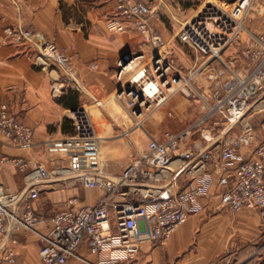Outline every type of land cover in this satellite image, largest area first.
Listing matches in <instances>:
<instances>
[{"label":"built area","instance_id":"2783aa9c","mask_svg":"<svg viewBox=\"0 0 264 264\" xmlns=\"http://www.w3.org/2000/svg\"><path fill=\"white\" fill-rule=\"evenodd\" d=\"M102 1L114 2L113 14L105 23L111 32L135 29L158 52L150 67L130 66V61L137 57L133 55L126 62L120 57L117 60L118 69L114 72L117 80L133 70L128 79L129 91L122 85L115 92L123 106L139 117L144 108L158 106L181 90L185 95L198 98L204 111L184 129L165 130L161 139L149 135L139 155L114 177L105 173L97 161L85 167L74 164L48 167L42 162L29 165L21 156H1L2 160L25 171L28 187L12 192L0 185V239L21 229L32 230L40 220L29 201L38 196L35 182L59 178L76 179L85 187L97 186L105 192L93 204L80 203L75 196L70 197L66 207L52 213L50 230L42 236L43 245L38 251L44 264H67L82 242L96 255L108 252L94 264H121L125 259L134 258L141 242L162 241L191 211L202 207L200 198L212 187V173L218 180L217 195L228 209L234 212L256 208L264 224V142L254 146L247 158L232 165L236 150L251 145L256 139L249 115L264 106V29L253 33L249 28L253 5L259 0H233L229 10L214 2L207 3L183 23L177 37L201 58L185 75L169 74L171 66L162 62L161 51L166 49L167 41L150 23L157 9L144 0ZM261 2L264 10V0ZM5 31L34 41L35 63L57 66L72 86L79 87L71 58L57 42L40 37L31 28L6 27ZM229 46L238 47L241 57L249 60L250 65L235 68L214 63ZM226 71L228 75L222 79ZM200 77L208 81V86L198 87ZM51 84V93L57 97L63 86L59 79ZM71 113L74 140L93 138L87 112L76 107ZM208 121L214 126H208ZM220 125L222 131L231 130L235 125L241 128L226 137H211V131ZM195 130L202 132V145L190 143V135ZM0 133L10 143L28 145L33 140L34 128L21 121L4 101L0 102ZM174 158L180 160L175 172H184L187 184L173 194L164 195V180L172 171ZM130 193L139 194L144 200L131 199ZM262 248L264 250V246ZM0 251L1 259L14 261V251L6 248L4 240L0 242Z\"/></svg>","mask_w":264,"mask_h":264},{"label":"crops","instance_id":"0c3cea01","mask_svg":"<svg viewBox=\"0 0 264 264\" xmlns=\"http://www.w3.org/2000/svg\"><path fill=\"white\" fill-rule=\"evenodd\" d=\"M144 1L157 9L150 23L152 29L167 40L170 48L177 33L172 20L183 24L207 3H227V0H199L193 5L185 3L176 7L171 0ZM113 7V1L102 0H0V102H7L21 121L34 128L33 140L28 145L10 143L0 133V185L9 191L16 192L28 186L25 171L2 160L3 155L21 156L29 165L42 162L48 167L73 164L85 167L90 159L95 158L92 150H85L82 143L74 140L71 110L94 104L111 106L117 99L115 63L124 51L142 39L140 32L132 29L111 32L107 28L105 23L113 14ZM180 14H184V18ZM6 27L31 28L40 37L57 42L71 58L79 87L72 86L57 66L36 64L35 42L7 34ZM249 28L258 33L263 26L251 23ZM229 53H232V61L215 63L235 68L250 65L249 60L241 57L238 47L229 46L222 57ZM227 75L228 71L221 78L225 79ZM57 79L63 86L62 97L51 93V83ZM185 101L173 96L168 105L180 112V108L186 106ZM260 111H264V106L249 117ZM223 122L226 128V121ZM254 130L256 139L251 145L236 150L232 165L247 158L254 146L264 142V117ZM210 135L214 138L212 133ZM162 136L163 132L156 138ZM202 142L193 143L202 145ZM144 146L138 143L134 147L120 142L109 150L114 155H132V159ZM179 165L180 160L174 158L162 194H173L187 184L185 173L175 172ZM212 180L207 195L200 198L202 207L199 210L191 211L188 218L162 241L141 242L136 256L121 261V264H264V224L259 211L243 208L232 212L217 195L219 188L215 173H212ZM35 186L38 196L29 201L40 220L32 230L21 229L0 239V242L4 240L6 248L14 251L15 258L13 262L3 260L0 251V264H44L38 251L43 245L42 236L50 230L52 213L66 207L70 197L75 196L80 203L93 204L105 192L104 188L85 187L69 178L37 180ZM129 197L144 200L139 194L130 193ZM107 254L105 251L96 255L89 251L86 242H82L67 264H94L98 257Z\"/></svg>","mask_w":264,"mask_h":264},{"label":"rangeland","instance_id":"374dc122","mask_svg":"<svg viewBox=\"0 0 264 264\" xmlns=\"http://www.w3.org/2000/svg\"><path fill=\"white\" fill-rule=\"evenodd\" d=\"M171 2L177 7L179 4L184 6L185 3L193 5L199 3V0H171ZM232 3L233 0H227L226 4L217 1V4L220 7H223L225 10H229L232 7ZM253 6L254 8L251 12L252 23L255 24V26H263L262 29H264V10H262L263 6L261 0L256 1ZM192 8L195 7L193 6ZM189 12H193V10H190ZM189 12H187L185 15H188ZM181 17L184 18V14L181 15ZM166 21L169 22L168 19H166ZM172 21L175 24L174 30H177L178 33L183 24H179L175 20ZM170 29H172V27ZM177 33L175 35L172 48H170L169 44L167 43L166 49L162 51L160 50L161 55L163 56L162 62L167 66H171L169 74L178 73L179 75H185L194 66V64L200 62L201 58H197L196 52L193 51L190 46L187 44L185 45L179 40ZM148 45L142 38L141 40H137L134 46L129 49L133 56L144 54L143 57H140L135 61L133 68H138L137 66L143 64L146 67H150L152 58H154L156 53L158 55V52H155L154 49H151V46L149 45V47ZM231 54H225L221 59H215L214 63L222 61L229 62L231 60ZM114 69H118L117 62L115 63ZM132 73L133 70L125 73L121 80H117L115 77L116 81L118 82L116 91L118 90L119 86H128L131 84L128 79ZM200 80L201 82H199L200 84H198V87L201 88L202 86H208V81L202 79V77H200ZM173 96H179L186 100V106L183 105V108H180V112H176L168 105ZM173 96L171 99L160 103L158 106H154L153 104L148 109L144 108V113L139 117L132 115L131 111L124 107L118 99H115V101L112 102V105L109 107H103L102 104H94L93 106H77L82 108L84 112H87V117L92 132L94 133L93 138L91 137L83 139L80 142L78 141L79 143L83 144L85 150L89 149L94 152L95 158L90 159L89 162L95 163V161H97V164L101 169L107 171L106 173L109 175L112 174L115 176L127 163L131 162L133 158L131 159L132 155L129 156L127 154H111L109 147L116 146L120 144V142L130 146L133 145L134 147L135 144L138 143L143 145L147 141L149 135L158 137L165 130L174 131L176 129H184L202 115L204 110L201 108L202 102L198 98L185 95L181 90L174 92ZM163 110L164 112H162ZM250 111L251 109L248 112ZM121 114L122 116H119ZM263 115L264 111H260L258 114L251 116L250 121L254 127L256 124L260 123V119L264 117ZM72 116L73 113H71V123L73 127ZM207 123H209L207 124L208 126H214L213 123H210L209 121ZM221 127L222 125L217 126L213 131H211L214 137L217 135L226 137V135L239 132L241 128L240 125H235L233 128H231V130L222 131ZM128 133L129 135H126ZM201 133L202 132L199 130L193 131V133L190 135V143L199 140L203 141Z\"/></svg>","mask_w":264,"mask_h":264},{"label":"water","instance_id":"95a60500","mask_svg":"<svg viewBox=\"0 0 264 264\" xmlns=\"http://www.w3.org/2000/svg\"><path fill=\"white\" fill-rule=\"evenodd\" d=\"M131 56H132V54L130 53L129 50H128V51H124V52L122 53V55L120 56V59H121L122 62H126V61H128V59H129ZM155 57H157V53H156ZM118 89L120 90L121 87L119 86ZM129 89H130V86H126V90L129 91ZM73 109H75V108H73Z\"/></svg>","mask_w":264,"mask_h":264},{"label":"bare ground","instance_id":"6f19581e","mask_svg":"<svg viewBox=\"0 0 264 264\" xmlns=\"http://www.w3.org/2000/svg\"><path fill=\"white\" fill-rule=\"evenodd\" d=\"M140 57H142V56L134 57V58L132 59V61H130V62H131V63H130V66H133V64L135 63V61H136L138 58H140Z\"/></svg>","mask_w":264,"mask_h":264},{"label":"trees","instance_id":"16d2710c","mask_svg":"<svg viewBox=\"0 0 264 264\" xmlns=\"http://www.w3.org/2000/svg\"><path fill=\"white\" fill-rule=\"evenodd\" d=\"M63 95H60V97H62ZM146 200V199H145Z\"/></svg>","mask_w":264,"mask_h":264}]
</instances>
